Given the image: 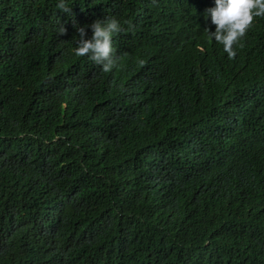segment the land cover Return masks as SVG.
Instances as JSON below:
<instances>
[{"label":"trees","instance_id":"obj_1","mask_svg":"<svg viewBox=\"0 0 264 264\" xmlns=\"http://www.w3.org/2000/svg\"><path fill=\"white\" fill-rule=\"evenodd\" d=\"M57 2L0 0V264H264V15L229 58L214 0Z\"/></svg>","mask_w":264,"mask_h":264},{"label":"clouds","instance_id":"obj_2","mask_svg":"<svg viewBox=\"0 0 264 264\" xmlns=\"http://www.w3.org/2000/svg\"><path fill=\"white\" fill-rule=\"evenodd\" d=\"M56 8L64 14L72 12L68 0H58ZM261 15H264V0H214V6L207 9L206 16H210L215 29L207 30L208 35L221 44L223 51L231 58L235 55L233 45L245 35L254 17ZM121 28L122 22L115 16L76 25L78 39L73 54L77 57L87 56L104 72L110 71L116 63L112 38ZM89 29L90 36L87 34ZM56 31L59 36L65 35V23L60 24Z\"/></svg>","mask_w":264,"mask_h":264}]
</instances>
